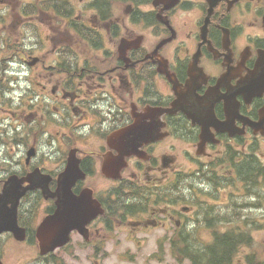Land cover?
Masks as SVG:
<instances>
[{"label":"flooded vegetation","instance_id":"flooded-vegetation-1","mask_svg":"<svg viewBox=\"0 0 264 264\" xmlns=\"http://www.w3.org/2000/svg\"><path fill=\"white\" fill-rule=\"evenodd\" d=\"M27 4L41 20L43 39L26 49L23 61L39 88L8 111L10 121L3 127L12 131L2 136L11 146L7 157L0 156V192L11 177L18 179L14 193L25 191L17 218L26 236L36 237L39 220L54 212L63 186L74 178L72 192L90 190L102 213L87 225V238L78 230L64 233L57 249L64 264H76L77 258L97 264L105 254L97 245L110 243L112 228L121 234L118 244L159 229L164 242L155 245V253L172 263L183 258L194 264L190 251L192 239L199 240L192 236L196 225L231 229L232 235L214 232L212 242L237 244L228 262L211 253L202 256L215 264H254L247 258L257 253L236 240L239 229H264L254 209H264L263 203L257 205L264 191L256 199L252 187L256 169L264 171V90L246 100L241 88L253 71L264 81V0ZM95 51L105 58L92 57ZM233 96L235 107L226 109L223 99ZM211 111L217 127L207 119ZM145 132L147 138L141 136ZM164 132L171 138L167 147L160 146ZM176 132H186L191 144L185 151L189 175L176 164ZM206 160L217 161L210 177ZM183 177H188L193 204L162 193ZM208 190L215 200L198 204L196 193ZM7 202L12 205L14 197ZM258 239L264 243V230ZM130 249L127 245L122 254Z\"/></svg>","mask_w":264,"mask_h":264},{"label":"rangeland","instance_id":"rangeland-1","mask_svg":"<svg viewBox=\"0 0 264 264\" xmlns=\"http://www.w3.org/2000/svg\"><path fill=\"white\" fill-rule=\"evenodd\" d=\"M6 54H10V52H6ZM3 70L2 72V77L3 75V71L4 70H8L9 69V65L6 64V61L3 62ZM25 79H26V85L28 88V91H31V88H34L35 90H37L39 87L37 85V82L35 81V78L25 74ZM0 83L1 80H0ZM22 84H25V82H22ZM28 91L23 92L20 95H16V99L11 100L9 97H6L4 95H0V100L3 102V106L5 107V109L8 111L11 110V108H15L17 106H19L24 100L25 98H27L28 96ZM9 113V112H8ZM14 123V122H13ZM5 131L11 132L12 130L10 129L9 126H5L2 133H4ZM1 133V132H0ZM181 137H183L182 135H180V139L177 141V144L183 146V142ZM185 138V136L183 137ZM170 139H167L164 144L168 143ZM1 144V143H0ZM10 144H1V149L2 152L0 154L1 157H7L8 154L6 153V150H9L10 148ZM261 147H263V144L261 143ZM186 148V146L184 147ZM259 153V152H257ZM179 161H186V158L183 154H181L179 156ZM207 161V160H206ZM264 185H261V188H263ZM41 209H37L36 212H39ZM113 234H115L113 232ZM152 235L150 236V239H152ZM114 242V241H111ZM134 244V243H133ZM206 245V243H205ZM2 247L4 250H7L10 253L11 256V260L14 262V264H23V260L26 261V258L28 256V250L26 248V246L24 245H17L15 246V244L13 243L12 240H8V239H3L2 242ZM107 247L109 249H111V252L108 254V256L104 259V261H102V264H159L158 261L152 260L151 256H147L146 254L148 252H150L151 250L144 248L143 252L144 253H140L137 255V257L135 259H133V252L134 249H131V253L128 252L127 255L122 254V249L118 246V244H107ZM15 248L18 250V254H14V250ZM257 248L260 252H262L263 248H261L259 246V244L257 245ZM77 256H81L80 254ZM100 261V260H99ZM76 264H94V262L92 260H88V259H82V258H77L76 259Z\"/></svg>","mask_w":264,"mask_h":264},{"label":"water","instance_id":"water-1","mask_svg":"<svg viewBox=\"0 0 264 264\" xmlns=\"http://www.w3.org/2000/svg\"><path fill=\"white\" fill-rule=\"evenodd\" d=\"M1 221L5 222V218H2ZM78 221H79V216L73 210L68 208H62L60 211L56 213V215L48 218L42 224L43 227L40 232L43 246L48 245L50 239L52 237L57 236L58 233H60L61 229L70 231L73 228H79ZM0 228L1 230L9 229V226H5V227L3 226ZM79 229L83 234H85V230L83 228H79Z\"/></svg>","mask_w":264,"mask_h":264},{"label":"trees","instance_id":"trees-1","mask_svg":"<svg viewBox=\"0 0 264 264\" xmlns=\"http://www.w3.org/2000/svg\"><path fill=\"white\" fill-rule=\"evenodd\" d=\"M222 249H223V256L226 257L228 256L229 253V248H232L230 244H226L225 242L221 243Z\"/></svg>","mask_w":264,"mask_h":264}]
</instances>
